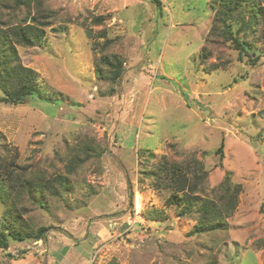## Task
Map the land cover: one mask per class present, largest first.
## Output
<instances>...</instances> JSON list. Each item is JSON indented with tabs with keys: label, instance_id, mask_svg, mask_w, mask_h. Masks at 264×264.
Listing matches in <instances>:
<instances>
[{
	"label": "rangeland",
	"instance_id": "obj_1",
	"mask_svg": "<svg viewBox=\"0 0 264 264\" xmlns=\"http://www.w3.org/2000/svg\"><path fill=\"white\" fill-rule=\"evenodd\" d=\"M160 2L42 0L46 40L18 46L39 92L21 104L0 97V146L49 173L66 172L78 143L101 155L47 207L26 203L34 229L51 227L40 240L9 237L0 264H264V38L252 64L211 35L212 0ZM11 12L0 6L6 22L24 14ZM104 51L124 60L117 83L97 75ZM163 155L201 162L211 197L227 172L241 184L223 228L190 235L196 216L143 175ZM5 209L0 199V231Z\"/></svg>",
	"mask_w": 264,
	"mask_h": 264
},
{
	"label": "trees",
	"instance_id": "obj_2",
	"mask_svg": "<svg viewBox=\"0 0 264 264\" xmlns=\"http://www.w3.org/2000/svg\"><path fill=\"white\" fill-rule=\"evenodd\" d=\"M154 1L160 7V0ZM1 5L13 11L9 14L11 16L17 17V11L24 13L15 22L0 18V90L3 93L0 97L5 102L21 104L38 93L39 87L34 69L22 62L18 46L42 44L46 40V27L50 25L51 14L44 10L42 0H0ZM33 5H36L35 13ZM212 8L215 13L211 35L217 40L221 38L223 43H230L239 51L241 59L243 54L252 57L254 53L250 49L256 41L264 38V0H212ZM110 43L111 40L107 39L106 47ZM205 49L202 50L204 54ZM249 60L255 64L257 58ZM96 72L99 78L117 83L124 72V60L119 54L104 51L96 65ZM0 138L5 141L1 133ZM5 142L0 146V199L6 206L4 225L7 231H0L1 248L9 247V237L20 241L44 239L51 226L34 229L24 218L26 203L47 207L49 197H59L72 188L71 174L89 158L101 155L91 141L78 143L70 148L66 172L49 173L38 164L17 163L16 153ZM223 146L222 143L217 149L219 154L223 153ZM191 157L178 161L163 155L154 169L143 175L153 178L161 190L170 192L168 202L179 207L182 215L193 213L196 216L197 223L190 235H197L226 225V218L239 202L242 186L234 182L231 173L227 172L218 188L213 189L211 197L205 187L208 172L201 162Z\"/></svg>",
	"mask_w": 264,
	"mask_h": 264
}]
</instances>
